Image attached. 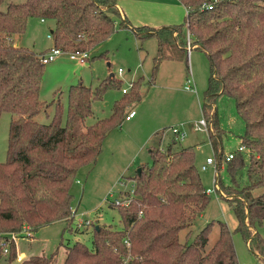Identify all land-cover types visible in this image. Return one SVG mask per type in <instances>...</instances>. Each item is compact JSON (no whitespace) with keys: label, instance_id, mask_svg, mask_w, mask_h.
<instances>
[{"label":"trees","instance_id":"obj_1","mask_svg":"<svg viewBox=\"0 0 264 264\" xmlns=\"http://www.w3.org/2000/svg\"><path fill=\"white\" fill-rule=\"evenodd\" d=\"M177 1L186 9L184 22L158 28L133 26L117 7L118 0H24L0 11V115L11 114L7 159L0 162L1 264H55L54 254L17 261L14 243H7L9 233L22 226L34 232L41 225L73 218L70 187L77 170L96 161L105 136L119 120H125L132 110H127L130 103L140 100L142 85L154 83L159 65L152 67L151 79L138 77L125 92L121 88L122 96L107 117L84 126L92 114V101L101 99L108 86L119 88L121 80L113 73L95 89L82 83L70 85L65 117L57 100L50 121L39 123L34 118L43 106L39 93L45 63L38 52L15 41L34 17L52 22L48 33L53 47L65 53L87 51L86 62L95 57L91 51L114 32L116 19L139 39L155 37L156 59H175L162 55L178 39V49L198 48L206 54L209 77L202 114L217 154L216 179L220 190L231 196L226 200L237 217L236 230L264 259V237L259 230L264 227V191L255 194L264 187V0ZM220 94L234 99L245 124L239 148L227 154L217 107L212 106V99ZM175 141L165 150L149 149L150 164L129 176L135 181L136 196L129 206L115 207L121 229L96 225L93 247L75 242L62 264H240L232 232L224 222H220L219 238L207 250L212 222L193 241L187 240L209 194L198 173L193 146L173 150ZM229 153L234 157L227 161ZM224 164L231 185L220 178ZM242 170H246L245 185L240 184ZM222 196L223 191L218 197ZM185 229L186 238L181 241L179 234ZM4 244L8 245L6 254Z\"/></svg>","mask_w":264,"mask_h":264},{"label":"rangeland","instance_id":"obj_2","mask_svg":"<svg viewBox=\"0 0 264 264\" xmlns=\"http://www.w3.org/2000/svg\"><path fill=\"white\" fill-rule=\"evenodd\" d=\"M23 1L3 0L0 3V11L5 10L11 2ZM125 1L127 4L132 2L143 4L127 5V8H131L130 14L123 10L133 26L157 24L159 27L180 24L184 22L186 16L185 8L178 2H172L173 0ZM50 26L51 21L46 20L42 23L36 17L30 18L25 32L16 36L15 41L44 55L52 45V40L47 38ZM176 43L179 44V39ZM177 44L168 45L162 55L163 58L169 55L175 59L169 61L156 59L158 42L155 37L139 39L132 30L121 27L119 20L116 19L114 32L91 51L95 57L89 62L78 63L69 59L67 55H62L44 65L39 93V100L43 106L34 118L39 123L50 121L54 113V101L57 100L63 106L65 117L67 91L70 85L82 83L95 89L110 73L121 80L119 88L108 86L101 99L92 101V114L85 119V126L99 118L109 116L114 102L122 96L121 88L128 89L129 83L138 77L151 79L152 67L159 62L154 83L143 84L140 89V100L131 102L127 108L134 109L136 116L130 121L119 120L105 136L96 161L77 170L70 187L73 196L71 205L76 212L74 217L71 220L62 219L41 225L35 229L34 237L33 233L29 238L25 234L17 236L15 243L18 252L24 253V257L54 254L55 264H62L68 247L75 242L83 243L90 249L93 247L92 234L96 225L121 229L119 212L110 206V203L117 198L120 190L128 189L131 184L120 183V177L133 176L138 168L148 166L151 162L149 149L159 147L165 150L174 140L171 126L182 125L186 132L184 140L173 142L172 149L193 146L202 184L205 189L213 188L218 168L209 166L206 170H201L200 166L208 156L214 157L217 154L211 147L208 134L195 129V122L203 117L202 106L209 77V62L202 50L190 47L180 50ZM118 68L122 70L120 74L117 73ZM186 86L189 89H186ZM212 101V106L217 107L220 126L224 130L222 137L224 154L236 151L245 130L236 103L225 94L216 96ZM10 119V113L4 112L0 115V162L7 159ZM162 129L164 131L161 137ZM246 158L248 160V157ZM219 174L224 184L233 183L225 164L220 168ZM239 178L241 185L247 184L246 170L239 173ZM222 191V197H218L216 192L209 194L208 203L190 227L187 240L193 241L195 235L207 223L212 222L206 244L207 250L219 238L220 222H224L232 232L240 264H264V259L261 260L249 248L244 236L236 230L238 220L226 200L231 199V196H228L225 189ZM263 191L264 187L258 188L255 194ZM86 220H90L91 224L86 225ZM259 230L264 237V227ZM187 231L185 229L180 232L181 241H185Z\"/></svg>","mask_w":264,"mask_h":264},{"label":"built area","instance_id":"obj_3","mask_svg":"<svg viewBox=\"0 0 264 264\" xmlns=\"http://www.w3.org/2000/svg\"><path fill=\"white\" fill-rule=\"evenodd\" d=\"M47 38L51 39V34L48 33L47 34ZM67 55L69 57V59L71 60H75L78 63H85L87 61V59L89 58V52L87 51H75V52H71V53H65L62 50H60L59 48L53 47L51 46L49 48V50L47 51L46 54L44 55H40V59L43 63H48L50 61L55 60L56 58H58L59 56L62 55ZM122 72V70L120 68L117 69V73L120 74ZM187 88V87H186ZM188 89V88H187ZM127 89L123 88L122 92H125ZM135 114L134 110H131L126 116H125V120H129L130 118H132ZM208 123L206 121V119L204 118V116L202 118H200L198 121L195 122V129L198 131H205L206 133H208V127H207ZM171 131L174 134V139L175 140H184L185 136H186V132L184 130V128L182 127V125L180 126H171ZM234 157L233 153H229L226 157L225 160L229 161L230 159H232ZM209 166H216L217 167V160L216 158L212 157V156H208L206 158V160L201 164L200 168L201 170H206ZM217 177V174H216ZM216 177H214V184H213V188H207L206 192L207 194H210L212 192H218L219 194H222V191L220 190V186L218 185L217 179ZM120 183L124 184L129 183L131 184L130 187L128 189H123L120 190L118 192V196L117 198H115L111 203L110 206L112 207H127L129 206V204L131 203V201L134 199L135 195V181L129 177L126 176H122L120 177L119 180ZM71 216L74 217V215L76 214L75 210L72 208L71 209ZM86 225H90L91 221L90 220H86L85 221ZM32 230L29 226H22L21 230L18 232H11L8 235V239H7V243L9 244L10 242L14 243L15 245V249H16V260L17 261H21L24 257L18 252V248L17 245L15 243L16 241V237L20 236L22 234H25L28 238L32 237ZM126 244L128 245L129 243L127 241H125ZM8 251V245L4 244L3 245V252L4 254H6Z\"/></svg>","mask_w":264,"mask_h":264},{"label":"crops","instance_id":"obj_4","mask_svg":"<svg viewBox=\"0 0 264 264\" xmlns=\"http://www.w3.org/2000/svg\"><path fill=\"white\" fill-rule=\"evenodd\" d=\"M172 2H178L177 0H173ZM169 3V5L171 4V2H168ZM179 3V2H178ZM180 4V3H179ZM127 5H143L142 3H134V2H132V3H130V4H127L126 3V1L125 0H118V2H117V7L119 8V10L122 12V13H124L125 14V12L126 13H129L130 14V9L129 8H127ZM181 5V4H180ZM183 6V5H182ZM184 7V6H183ZM125 12H124V11ZM186 10V9H185ZM45 22V21H44ZM131 23V22H130ZM146 25H148V24H146ZM170 25V24H169ZM149 26V25H148ZM155 26H157V27H155ZM162 26H164V25H162ZM50 27H52V26H50ZM151 27H154V28H158V25L157 24H154V26H151ZM159 27H161V26H159ZM52 46V45H51ZM50 46V47H51ZM165 61H169V60H165ZM132 110H134V109H132ZM135 111V110H134ZM136 116V112H135V114H134V116L132 117V118H134ZM132 118H130L129 120H126V121H130ZM33 237H34V232H33ZM33 240V239H32ZM32 240H28V242L30 241H32ZM19 253L24 257L25 255H24V253H21L20 251H19Z\"/></svg>","mask_w":264,"mask_h":264},{"label":"water","instance_id":"obj_5","mask_svg":"<svg viewBox=\"0 0 264 264\" xmlns=\"http://www.w3.org/2000/svg\"><path fill=\"white\" fill-rule=\"evenodd\" d=\"M137 172L140 173V168L137 169Z\"/></svg>","mask_w":264,"mask_h":264}]
</instances>
